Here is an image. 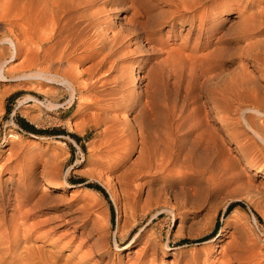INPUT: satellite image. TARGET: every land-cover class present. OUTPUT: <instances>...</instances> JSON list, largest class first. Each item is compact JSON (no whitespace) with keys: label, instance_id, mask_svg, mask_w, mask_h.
Wrapping results in <instances>:
<instances>
[{"label":"rangeland","instance_id":"rangeland-1","mask_svg":"<svg viewBox=\"0 0 264 264\" xmlns=\"http://www.w3.org/2000/svg\"><path fill=\"white\" fill-rule=\"evenodd\" d=\"M101 1L88 9V20L106 18L112 26L92 39L88 28V50H101L75 65L78 73L88 68L94 79L108 74L102 84L78 88L69 104V91L53 82L0 79V238L8 241L16 231L19 242L26 238V245L54 264H82L78 257L95 241L107 243L116 261H127L137 257L141 244L115 242L135 223L127 244L145 228L143 237L153 235L147 256L155 264H187L192 256L195 264H225L229 255L238 264L252 263L258 254L262 258L264 145L247 122L264 127V46L258 43L264 35L255 30L242 37L238 26L264 1L229 0L232 11H208L207 22L196 16L200 12H186L196 16L195 23L177 24L172 32L171 18L179 14L175 7H152L151 39L144 32L131 39L124 30L112 55L103 43L127 24L135 8L119 10L121 4ZM215 23L216 34L202 36ZM209 51L213 70H205L208 62L200 59ZM14 58L6 67L11 72H17L21 55ZM101 58L105 65L99 70ZM226 81L228 89L219 87ZM50 98L56 105L48 106ZM131 99L132 109L127 107ZM19 115L44 132L20 127ZM193 139L198 147L192 154ZM205 145L213 146L212 163L198 159ZM145 160L151 161L146 169ZM159 162L170 172L159 171ZM45 166L63 181L60 187L48 186ZM133 166L150 172L131 175ZM77 177L84 180L75 182ZM86 182L100 185L106 195Z\"/></svg>","mask_w":264,"mask_h":264},{"label":"bare ground","instance_id":"bare-ground-1","mask_svg":"<svg viewBox=\"0 0 264 264\" xmlns=\"http://www.w3.org/2000/svg\"><path fill=\"white\" fill-rule=\"evenodd\" d=\"M100 1L101 0H0V27L2 26V24L9 26V27L7 26L8 29H3L2 31H0V79H5L9 75L10 77L13 76L20 77L21 79L28 81V83L32 85H41L44 82H53L56 85H58L59 88H65V91H69V95H70L68 100L69 104H71V101H73L72 98H75V96L78 95V88H80L82 91V89L84 90L85 88L86 89L96 88L98 83L102 84V82H104L103 79L105 80L106 77L105 75L108 74L103 75L105 77L100 76L94 79L92 74L90 73L88 74V68L87 69L85 68L86 70L78 73L77 71L78 69L75 65V62H82L84 60L88 61V59L93 60L95 55H97L98 51L101 50V48L97 49L94 47L93 48L91 47V49L88 50V48H90L91 46L90 44L85 43L86 42L85 39L88 37V33H87L88 28H90L91 31L90 38L92 39V38H98L104 30L112 26L110 22L105 20L106 18L105 19L103 18L102 21L101 20L99 21L97 19L88 20V9L91 10L96 5H98ZM153 1L154 4L152 6H148L147 2H144V0H104L107 6H110L111 4L112 5L121 4L119 10H126L129 7H133L135 8V13L127 20V24L124 25L123 28H121L118 32L112 35L110 42L103 43L102 48L103 49L105 47L109 48L110 55L117 53L118 47H116V45L120 43L119 36L124 30L129 32L131 39H133L134 37H140L142 34L145 33L147 36L145 39L149 41L151 39V34H152V32L149 31V25L151 24V12L153 10L152 7H164V6L166 7L171 5L175 7L176 12L175 11L174 12L179 14L178 15L174 14L175 16L171 18V23L173 25L171 26V32L174 31V29L177 27V24L180 23L183 24L189 21L191 22V24H194L196 16L201 17L202 22H207L212 17L211 16L212 14L209 15L208 11L214 10L215 8L220 7L223 9V11L229 13L230 11H232L230 8L232 3H230L229 0H152V2ZM126 3L128 4L127 6H125ZM262 4L259 5V8L249 13L245 17V19L242 20L240 26H238V32L242 37H248L254 35L252 31L255 30H257L255 34L264 35V4L263 5ZM186 12H194V13L200 12V13L196 16L194 15L195 17L193 16L190 17L185 15ZM218 27L219 24L216 23L212 24L205 31V33H203L202 36L205 37L214 36L218 30ZM258 43L259 46H264V37ZM205 45H208V41L204 42L201 47L203 48L205 47ZM196 50L197 48L194 49V51ZM88 51L92 52V54L91 52L89 53L90 56H88ZM79 52L80 53L84 52V53L79 54ZM210 52L211 51H209L208 54L203 55V57L200 58L201 61H204V63L208 62V65L205 63L206 65L205 70L206 69L213 70L214 68H216V63L211 62L212 57L214 56H212V53ZM19 55H21V60L18 63V70H16L17 72H11L10 70L6 69L7 63L10 60L15 59L14 57ZM248 55L250 56V54ZM104 61L105 60L101 58L99 61L96 62V66H99L98 68L99 70L102 69V67L105 65ZM41 63H45L46 65L42 64V66L45 65V67L42 66L40 67ZM93 66H95V63L93 64ZM83 76H86L84 80L81 79ZM245 80L248 79L245 78ZM227 86L229 87L226 81V86L223 83V86H219V87L228 89ZM220 90L222 89L220 88ZM129 95L133 96L134 93L132 92ZM48 101H49L48 103L49 107L51 104L56 105L55 99L50 98ZM133 103H134V99H131L127 107L132 109ZM237 110L238 111L241 110V107H237ZM247 127L254 132V134L257 136L259 141H261V143L264 145V127L263 126L259 127V125L252 126L251 123L249 122H247ZM213 131L212 133H214ZM10 135L14 136L15 134H10ZM197 144H196V140L194 139L191 140L192 147H191V151L189 152H191L192 154L196 152L198 147ZM200 148L201 151L198 156V159L202 160L203 162L206 161V163L210 162L212 158L211 154L213 152V146L211 147L205 145ZM149 160L147 161L145 160L146 161L145 164L142 161L143 162L142 164H144L143 168L145 169L149 168L148 166L149 163L151 162V161L149 162ZM119 161L120 159H117V162ZM161 162H159V164ZM160 165L161 166H159V171L168 172V173L170 172V170L167 169L168 166L167 164L165 166L164 164H160ZM246 165L253 168V166L247 162ZM139 166H141V164H139ZM135 168L136 167L133 166L131 169H129L131 175L133 173H136L138 176L142 172L143 173L150 172L149 169H148L149 171L146 170L141 171L140 169H135ZM42 172L45 175V177L48 178V186H50V188H56L62 185L63 181L56 179L54 174L49 170L47 166H45L42 169ZM261 172H264V169H260L259 173ZM184 179L189 180L187 176H185ZM245 182L247 183L248 186H251L249 180H246ZM169 184H170L169 186L171 187L176 186L174 182H170ZM186 188L188 190V187ZM181 193H184V190ZM149 199H151L150 196L149 198H147V200ZM147 200L146 202H148ZM113 204L114 206H116L117 201L113 200ZM169 213H171L170 210ZM134 226L135 223L132 226H130V229L127 230L125 233L121 235L118 234L119 235L118 241L116 240L115 245L119 246V243L126 242L125 244L127 246L132 247V245L136 243L141 244L139 249V254L135 259L132 260L128 258L127 261H124L122 259L116 261L115 253L110 252L107 249L106 247L107 243L104 244L103 242L95 241L94 243H92L93 246L91 245L88 247V251L84 252L82 255L78 257V262H81L82 264L85 263L86 261H88V263L86 264H146V262H148L147 264H155L153 259L147 256L148 248L149 247L153 248L154 246L151 240L153 235L150 234V236L143 237L142 232L145 230V228L141 229L142 232H139L138 234L135 233L130 243L127 244V240L129 239V234L133 230ZM14 233H15L14 235L9 237L8 241H5V238L3 237L0 238V264H54L51 258L45 255V253L37 249L35 250V248L26 245V241H25L26 238H24L23 242H19L20 239L17 238V234H16L17 232L15 231ZM89 236L90 235L88 233V237ZM24 237H26V234H24ZM5 242L7 244L6 248L3 247ZM164 245L169 246L168 240ZM227 248L228 246L226 247V249ZM252 253L255 255L256 252L255 253L252 252ZM258 256H255L256 257L255 259L252 257L254 259V260L252 259L253 262L251 263L250 261L248 264H254V263L264 264V261L262 260L264 255L261 256L262 258ZM226 258L227 261H225V264H233V263L238 264V261L236 260L237 258H235V256L229 255ZM196 260H197L196 256L194 257L192 256L191 258H189L190 262L187 261V264H195ZM104 261L105 263H103ZM221 263L223 262L221 261ZM67 264H71V263H67ZM206 264H211V263L207 262Z\"/></svg>","mask_w":264,"mask_h":264},{"label":"trees","instance_id":"trees-1","mask_svg":"<svg viewBox=\"0 0 264 264\" xmlns=\"http://www.w3.org/2000/svg\"><path fill=\"white\" fill-rule=\"evenodd\" d=\"M16 121L18 122V124L20 125V127H22L23 129L27 130V131H30V132H35V133H42L44 132L45 129H42V128H37L35 127L32 123H30L27 119H25L24 117L22 116H18L16 117ZM72 136H74L73 133H70ZM84 179L82 177H77V179H74L75 182H81L83 181ZM85 185L87 187H92V188H95L97 190H99L102 194L106 195L103 187H101L100 185L96 184V183H90V182H86ZM231 207V204H227L226 207H225V212L228 211V209ZM110 211L112 212V208L110 206ZM217 225H218V222L215 221L214 225H213V228H212V231H214L216 228H217Z\"/></svg>","mask_w":264,"mask_h":264}]
</instances>
